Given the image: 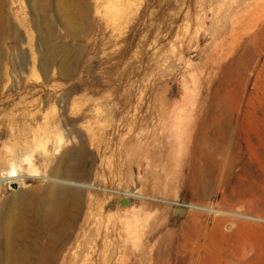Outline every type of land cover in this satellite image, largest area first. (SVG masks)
<instances>
[{
	"label": "rangeland",
	"instance_id": "1",
	"mask_svg": "<svg viewBox=\"0 0 264 264\" xmlns=\"http://www.w3.org/2000/svg\"><path fill=\"white\" fill-rule=\"evenodd\" d=\"M59 1L40 8L68 77L38 70L32 1L0 0V216L19 194L27 221L13 255L25 250L26 264H264L263 77L247 75L242 93L229 96L235 108L204 138L195 135L199 100L211 103L221 78L213 53L244 38L264 0ZM216 23L225 25L221 36ZM17 53L24 68L12 69ZM242 119L245 129H236ZM59 163L70 183L95 189L69 184L70 214L48 230L44 179ZM124 194L157 202L130 198L122 208ZM53 232L61 241L52 243Z\"/></svg>",
	"mask_w": 264,
	"mask_h": 264
},
{
	"label": "bare ground",
	"instance_id": "2",
	"mask_svg": "<svg viewBox=\"0 0 264 264\" xmlns=\"http://www.w3.org/2000/svg\"><path fill=\"white\" fill-rule=\"evenodd\" d=\"M31 1H32L31 9L34 13L35 25H36V29L39 33V37H38L39 38V45H40V47L43 48V52L39 54L38 70L41 73L42 77H45L53 67H57V72L59 73V75L61 77H66V76L68 77V73L71 69L69 67L70 65H68V63H67L66 57L63 56L64 54L62 53V51L60 49H55L50 44L51 35L45 29L44 20L42 18V14H41L42 13L41 8H40V1L41 0H31ZM62 3L64 4L63 0H61V4ZM234 3L237 4L238 2H234ZM56 4H60V1L56 0L55 5ZM236 4H235V6L237 7ZM238 5H239V3H238ZM229 9L232 10V8H230V7H229ZM228 10H227V12H228ZM230 10L228 13L226 12V14H229ZM235 10H238V9H235ZM60 13L62 14V12H60ZM226 14L224 12V15H222L221 17L225 16ZM218 16H219V20H220L219 12H218V15L215 14V16H214V24H215V21L218 20V18H217ZM225 18H226V16H225ZM241 18H243V17H241ZM222 21H224V20H222ZM248 22L249 23L247 24V26L249 28V32L246 33L244 38H241L240 41H236V42L233 41V42L227 44L228 48L227 47L221 48V50H220L221 54H219V55H217L216 53H213L214 62L217 64L216 74L220 73L221 78L218 81V88L215 90V92L212 93L214 96L212 98L213 101H211V103L209 102V103H206L203 105L201 103L202 99L199 100L202 107L200 108V111L198 112L200 117H199V120L196 124L197 126L195 125L196 126L195 127L196 128L195 135L199 140L204 138V136L207 132H209L212 128H215L218 125V123L224 118V116H226V112L230 107L235 108L234 104L230 105L229 96H230V94L233 95L234 92L242 93L245 86L247 85L246 83H248L247 81L244 82L247 75H249V74L252 75L253 73H256L258 76H262L263 77L262 79L264 80V61L262 63H260L261 55L264 54V7L261 8L260 10H258L257 12H255L253 14L252 18H250V20ZM220 23H218V24L216 23L218 26L221 25L217 29L216 35L220 34V36H221L222 33H224V30H225L224 26L225 25H224V23L223 24H220ZM221 31H223V32H221ZM2 36H3L2 21H1V14H0V45L2 44L1 42H3ZM39 45H38V47H39ZM229 46L231 48H229ZM5 54H6L5 52L0 50V82L2 80L3 71L5 70V68H4L5 67V61L7 59ZM14 54L10 55V57L8 58L7 61H9L8 63H10L12 69L17 68V65L20 69L21 66L23 67L22 64L25 61V59L21 56L20 53L19 54L17 53L16 56ZM16 61H17V64H16ZM31 70L33 72V67L30 68V71ZM14 73H16V72H14ZM217 77H218V75H217ZM254 78L256 79L255 76H254ZM258 79H260V78H258ZM259 82H260V80H258V84H259ZM253 84L258 85L257 82L255 83V81L253 82ZM244 94H245V92H244ZM256 95H257V93H256ZM238 96H239V94H238ZM260 98L261 97H259V99ZM245 122H247V121L242 119L241 122H237L235 128L239 129V130L245 129V128H243V125L244 126L246 125ZM242 140L246 143L248 142L247 137H244ZM69 157H70V155H69ZM73 158H75V157H73ZM72 161H73L72 157L69 158V164L70 163L73 164ZM74 162H75V160H74ZM66 164H68V162ZM66 164L60 165V163H59V165H57L55 167V169L53 170L51 176L44 179L47 182V186L45 189V194H43L44 195L43 196L44 205H42L43 207L42 206L41 207L43 208L42 215H43V219L45 222V226L48 230L50 228H55V229L58 228V226H60L59 225L60 222L63 223L64 220H66L68 215L70 214V211H68L69 207H67V202H69V200L71 198L70 196L73 194V191H71L69 188H67V186H69V184L73 185L75 187H79V188H83V189H87V190L95 189V187L93 185L88 184V183H82L81 185L70 183L69 180L66 179V175L69 172V170L67 169V166L69 164L67 166H66ZM70 168H71V166H70ZM13 186H17V184H10L9 185V187H13ZM17 195H16L17 198L15 200L8 202V204L5 207L3 214L0 216L1 217V223H0L1 224L0 225L1 230L0 231H2L1 232L3 235L2 237L5 240V244H6V249H5L6 252H5V254H3L4 256L2 257V259H0L1 260L0 264H26L25 256L27 255V253L24 252L25 250L22 253L20 252V254L17 253V255H13V253L11 252V250H12L11 246L13 245V243L17 240L19 241L20 239L24 240V237L26 236V233H27V232H25L27 221H26L25 216L23 214L24 200L21 198V196L19 194H17ZM124 196L126 199L137 198V199L144 200V201L157 202L156 199L148 198V197H145L143 195L124 194ZM163 203L169 204L168 202H165V201ZM190 208L196 209V210L201 209V208L199 209V207H194V206H191ZM59 216L63 217V219L61 221H57L59 219L58 218ZM231 216L239 218L241 215H235L234 214ZM128 229H130L133 233H136L137 231H139L140 227H139V225L131 224L128 226ZM58 240H60V235H59V233L56 232V233H54L52 243H55ZM4 247H5V245H4ZM256 253H258V252H256ZM192 259H193V257H192ZM207 261H209V260H207ZM184 263H185V261H184ZM40 264H50V262L48 261V259H44L41 261Z\"/></svg>",
	"mask_w": 264,
	"mask_h": 264
},
{
	"label": "water",
	"instance_id": "3",
	"mask_svg": "<svg viewBox=\"0 0 264 264\" xmlns=\"http://www.w3.org/2000/svg\"><path fill=\"white\" fill-rule=\"evenodd\" d=\"M9 190L11 191H17L18 187L17 186H13V187H8ZM116 204L119 206V207H122V208H125V207H129L131 205V200L130 199H126V198H122L120 200H118L116 202ZM185 214V209L184 208H174L173 211H172V215L174 217H178V218H181L183 217ZM229 229V225H227L225 227V230H228Z\"/></svg>",
	"mask_w": 264,
	"mask_h": 264
}]
</instances>
